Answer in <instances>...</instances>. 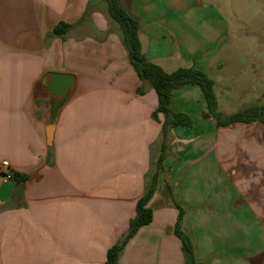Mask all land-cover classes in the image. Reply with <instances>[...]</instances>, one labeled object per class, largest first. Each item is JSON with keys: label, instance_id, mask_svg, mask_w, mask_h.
<instances>
[{"label": "crops", "instance_id": "0c3cea01", "mask_svg": "<svg viewBox=\"0 0 264 264\" xmlns=\"http://www.w3.org/2000/svg\"><path fill=\"white\" fill-rule=\"evenodd\" d=\"M119 2L139 22L148 61L167 72L214 66L207 61L221 52L228 16L212 1ZM61 21L72 24L64 39L54 34ZM50 72L76 78L56 112L48 93L35 92ZM141 85L106 0H0V162L27 177L5 182L0 173V264L105 263L136 217L162 144L157 93L141 95ZM172 108L193 127L173 129L153 221L118 264H185L175 203L197 264H264V130L224 132L260 123L218 128L203 118L198 86L175 92Z\"/></svg>", "mask_w": 264, "mask_h": 264}, {"label": "trees", "instance_id": "16d2710c", "mask_svg": "<svg viewBox=\"0 0 264 264\" xmlns=\"http://www.w3.org/2000/svg\"><path fill=\"white\" fill-rule=\"evenodd\" d=\"M106 1L109 15L128 52L130 63L142 82L137 91L144 95L148 89L155 90L158 96V108L153 113V118L158 121L159 114L164 117L160 153L154 162L153 173L147 182L146 192L137 202L136 217L131 220L127 234L107 252L104 264H118L128 241L137 234L139 229L153 221V209L150 203L159 190L160 174L164 171V162L170 149L169 140L172 138L173 129L179 126L191 128L194 124L188 114L177 113L173 110L172 98L175 92L190 85L198 86L207 104V111L203 113V118L213 120L218 128H227L240 123L249 125L256 122L264 126V104L248 106L236 113H223L219 110V103L214 91L215 82L206 73L197 69L196 66L180 67L173 72H167L160 65L148 61L140 40L139 22L127 12L119 0ZM71 28L72 24L61 21L55 26L54 34L64 39ZM15 179L25 181L27 177L15 174ZM175 204L179 215L174 233L182 242L185 264H197L193 242L182 230L185 210L179 204Z\"/></svg>", "mask_w": 264, "mask_h": 264}, {"label": "rangeland", "instance_id": "374dc122", "mask_svg": "<svg viewBox=\"0 0 264 264\" xmlns=\"http://www.w3.org/2000/svg\"><path fill=\"white\" fill-rule=\"evenodd\" d=\"M97 0H94L96 2ZM212 8L221 9L228 16L226 32L219 40L221 52L206 73L216 84L214 91L223 113H236L255 103H264V0H210ZM215 8V9H216ZM92 9L89 7L87 14ZM204 29V28H203ZM202 29V30H203ZM212 39L213 34H205ZM213 63V62H212ZM252 80V83H251ZM255 85V86H254ZM259 92V93H257ZM257 105V104H255ZM251 106V105H250ZM249 130L250 133L247 131ZM263 126L247 130L238 127L224 131L234 138L262 137ZM220 132V131H219ZM247 133V134H246ZM169 140V145L173 143ZM171 151V150H170Z\"/></svg>", "mask_w": 264, "mask_h": 264}, {"label": "water", "instance_id": "95a60500", "mask_svg": "<svg viewBox=\"0 0 264 264\" xmlns=\"http://www.w3.org/2000/svg\"><path fill=\"white\" fill-rule=\"evenodd\" d=\"M75 85L76 78L72 74L50 72L36 84L35 92L48 93L52 109L56 112L74 94ZM48 140L51 144L52 132L48 134Z\"/></svg>", "mask_w": 264, "mask_h": 264}, {"label": "built area", "instance_id": "2783aa9c", "mask_svg": "<svg viewBox=\"0 0 264 264\" xmlns=\"http://www.w3.org/2000/svg\"><path fill=\"white\" fill-rule=\"evenodd\" d=\"M0 173L5 182L15 178V173L11 164L6 160L0 162Z\"/></svg>", "mask_w": 264, "mask_h": 264}]
</instances>
